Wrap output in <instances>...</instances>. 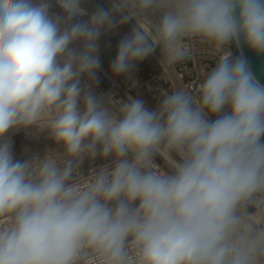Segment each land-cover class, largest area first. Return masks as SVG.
<instances>
[{"label": "clouds", "instance_id": "obj_1", "mask_svg": "<svg viewBox=\"0 0 264 264\" xmlns=\"http://www.w3.org/2000/svg\"><path fill=\"white\" fill-rule=\"evenodd\" d=\"M88 2L0 0V264H264V0ZM127 24L113 77L214 66L154 107L98 93ZM21 131L54 147L17 158Z\"/></svg>", "mask_w": 264, "mask_h": 264}, {"label": "rangeland", "instance_id": "obj_2", "mask_svg": "<svg viewBox=\"0 0 264 264\" xmlns=\"http://www.w3.org/2000/svg\"><path fill=\"white\" fill-rule=\"evenodd\" d=\"M97 2L106 3V0H95V3ZM130 29L131 24L124 25L117 29L116 32L104 36L101 40L100 55L102 61V71L98 73L99 85L96 88V91L98 90V93H108L111 90L110 81L113 80L120 85L128 95L133 97L139 96L148 106L154 107L161 91L175 88L171 72L164 71L159 66L158 50L153 56L149 57L137 66L131 76V79L127 76L113 77L110 72V64L115 57L116 46L119 40L127 34ZM107 53L109 56H107ZM114 98L126 100L123 95L119 94H116ZM20 136L21 132L13 134L16 144L18 143V137ZM13 150L15 153V149ZM87 167L88 165L86 164L85 168Z\"/></svg>", "mask_w": 264, "mask_h": 264}, {"label": "bare ground", "instance_id": "obj_3", "mask_svg": "<svg viewBox=\"0 0 264 264\" xmlns=\"http://www.w3.org/2000/svg\"><path fill=\"white\" fill-rule=\"evenodd\" d=\"M94 4H95V0H89V2L87 4H85L84 6L86 8H88L89 10H91V8L94 6ZM103 37L104 36L101 37V40L103 39ZM101 40H100V42H101ZM107 56H109L108 53H107ZM170 72L172 74L171 76H172L175 87L181 86L180 82L178 81L177 76L175 75V73L173 71V69L170 70ZM110 87H111V90L108 93H112L114 95V97L116 94L123 95L127 99V96H128L127 92L124 91L121 88V86L118 85L115 81H113V80L110 81ZM18 138H19V141L16 144V142L14 141L13 135H12V139L14 141L13 149H15V153H16L15 155H17L16 156L17 158H24L25 157V155H26L25 149H28L34 153H42L46 147L47 148L54 147L52 142L50 140L46 139L44 134H41L38 138H30L29 136L25 135L24 132L21 131V136Z\"/></svg>", "mask_w": 264, "mask_h": 264}, {"label": "built area", "instance_id": "obj_4", "mask_svg": "<svg viewBox=\"0 0 264 264\" xmlns=\"http://www.w3.org/2000/svg\"><path fill=\"white\" fill-rule=\"evenodd\" d=\"M234 55H238L235 46L232 47ZM214 66V59L207 53L199 54L196 59L177 65L173 71L181 86L195 90L199 80Z\"/></svg>", "mask_w": 264, "mask_h": 264}, {"label": "water", "instance_id": "obj_5", "mask_svg": "<svg viewBox=\"0 0 264 264\" xmlns=\"http://www.w3.org/2000/svg\"><path fill=\"white\" fill-rule=\"evenodd\" d=\"M243 53L248 59L254 75L260 80L261 83H264V56H257L247 48L243 49Z\"/></svg>", "mask_w": 264, "mask_h": 264}]
</instances>
